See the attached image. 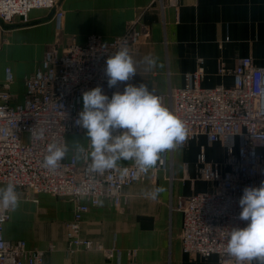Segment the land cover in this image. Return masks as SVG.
Segmentation results:
<instances>
[{
	"label": "crops",
	"instance_id": "obj_1",
	"mask_svg": "<svg viewBox=\"0 0 264 264\" xmlns=\"http://www.w3.org/2000/svg\"><path fill=\"white\" fill-rule=\"evenodd\" d=\"M60 6L65 12L61 34L50 8L33 9L28 23L18 17L12 23L0 19V89L5 68L11 66V104L24 100L25 78L40 66L50 43L58 41L61 52L73 41L84 43L89 34L111 39L131 24L146 34L130 51L137 61L135 85L145 83L153 93L182 86L199 58L204 59L201 84L206 87L232 85L233 70L242 56L264 66V0H60ZM146 56L156 59L155 68L142 63ZM66 142L67 156L78 146H87L86 129L68 133ZM201 151L211 162L224 165L228 158L220 141L210 143L199 135L185 146L169 149L166 169L154 167L143 180L126 187L120 205L103 198L91 206L83 217L81 236L91 239L93 248L68 249L66 224L75 209L71 199L23 189L18 207L10 210L4 225L5 236L25 239L28 249L44 250L47 264H174V249L180 246L184 252L183 213L175 208L178 199L216 189L214 181L201 177ZM157 187L165 191L156 200L145 196ZM184 253L179 264H220L216 255Z\"/></svg>",
	"mask_w": 264,
	"mask_h": 264
},
{
	"label": "built area",
	"instance_id": "obj_2",
	"mask_svg": "<svg viewBox=\"0 0 264 264\" xmlns=\"http://www.w3.org/2000/svg\"><path fill=\"white\" fill-rule=\"evenodd\" d=\"M34 8L53 9L56 27L62 28L65 12L59 0H0V16L6 21L15 15L28 20ZM145 35L131 24L111 39L89 34L84 43L73 41L61 52L49 47L40 66L25 78L24 100L17 104L10 103L14 74L11 67L5 68L4 88L0 90V187L13 183L17 193L26 188L71 199L75 209L67 222L69 250L94 247L91 239L81 236L82 220L91 206H98L103 198L120 205L124 189L146 174L137 177L134 162L103 174L89 172V144L79 159L75 151L52 171L42 166L46 147L52 142L67 144L68 133L85 130L76 123L84 91L100 86L111 98L114 92H123L125 83L135 85L132 77L109 88L104 69L109 56L122 47L130 52ZM198 61L197 68L185 74L182 86L154 94L185 122L187 139L180 146L199 135H205L210 143L220 141L228 152L227 168L208 161L201 151V176L214 181L216 189L180 197L175 208L183 213L184 252L216 255L220 264H236L225 245L231 228L248 223L238 218L239 199L245 187H258L264 181V66L256 65L251 56H242L233 70L232 85L206 87L201 84L206 73L204 59ZM41 130L42 139L38 138ZM168 154L169 150L160 153L155 169L168 167ZM123 168L128 169L126 176L121 175ZM9 219L10 210L0 209V264H47L44 250L28 249L25 239L6 238L4 225Z\"/></svg>",
	"mask_w": 264,
	"mask_h": 264
},
{
	"label": "clouds",
	"instance_id": "obj_3",
	"mask_svg": "<svg viewBox=\"0 0 264 264\" xmlns=\"http://www.w3.org/2000/svg\"><path fill=\"white\" fill-rule=\"evenodd\" d=\"M148 69L157 66L152 56L143 58ZM105 75L109 88L127 82L137 74V61L127 47H122L106 60ZM83 107L76 123L86 129L89 141L88 171L103 174L117 170L121 161H133L137 177L147 174L159 160L160 153L173 149L187 139L184 121L162 104L145 83L138 86L125 83L123 92L116 91L111 98L97 86L82 93ZM44 131L39 133L40 139ZM86 151L83 146L76 149ZM69 152L67 144L49 143L42 166L55 171ZM123 168L121 175L126 176ZM17 186L9 183L0 187V209L14 211L19 205ZM157 187L145 193L156 200L163 193ZM239 219L247 221L246 227H233L225 245L226 253L236 264H264V181L258 187L247 186L239 199Z\"/></svg>",
	"mask_w": 264,
	"mask_h": 264
},
{
	"label": "rangeland",
	"instance_id": "obj_4",
	"mask_svg": "<svg viewBox=\"0 0 264 264\" xmlns=\"http://www.w3.org/2000/svg\"><path fill=\"white\" fill-rule=\"evenodd\" d=\"M59 3H60V0H59ZM62 8V7H61ZM35 9V8H34ZM63 9V8H62ZM54 11V10H53ZM16 17H18V18H21V21H22V23H28L29 21H30V14H29V18H28V20H25L24 19V17L23 16H20V15H15L11 20H9V21H6V20H4L1 16H0V19L2 20V22H7V23H12L13 21H14V19L16 18ZM64 17H65V13H64ZM53 20H54V23H55V28H56V32H57V34H61V32L63 31V28H64V21H63V26H62V28L61 29H57V27H56V22H55V13H53ZM130 27V26H129ZM53 44V45H52ZM49 47H56V48H58V41L56 42V44L55 43H50V45L48 46V48ZM47 48V49H48ZM47 49H46V51H47ZM46 51H45V53H46ZM45 55V54H44ZM27 65H32V63H29V64H25V66H24V68L25 69H28L29 68V66L27 67ZM9 67H11V66H9ZM12 69V68H11ZM13 71V70H12ZM4 83H5V80H4V82H3V85H2V88L0 89V90H3V88H4ZM10 89H11V85H10ZM76 143V142H75ZM202 177V176H201ZM21 190L23 189V190H25L26 192H31V193H39V192H35V191H33V190H31V189H26V188H20ZM19 189H18V196H19ZM197 193V192H196ZM66 226H67V224H66ZM173 258H174V264H175V262L177 261V263L179 264V262H181V261H183V260H185V258H186V255H185V253L182 251V248L180 247V246H177L175 249H174V251H173Z\"/></svg>",
	"mask_w": 264,
	"mask_h": 264
}]
</instances>
